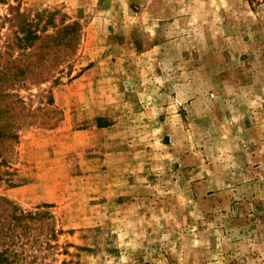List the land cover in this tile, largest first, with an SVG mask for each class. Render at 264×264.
Here are the masks:
<instances>
[{"label": "rangeland", "instance_id": "obj_1", "mask_svg": "<svg viewBox=\"0 0 264 264\" xmlns=\"http://www.w3.org/2000/svg\"><path fill=\"white\" fill-rule=\"evenodd\" d=\"M37 13L81 38L14 90L0 194L48 205L35 264H264V0H3L0 50Z\"/></svg>", "mask_w": 264, "mask_h": 264}, {"label": "trees", "instance_id": "obj_2", "mask_svg": "<svg viewBox=\"0 0 264 264\" xmlns=\"http://www.w3.org/2000/svg\"><path fill=\"white\" fill-rule=\"evenodd\" d=\"M42 15L37 13L35 22L24 21L0 50V168L9 162L19 142V130L28 123L25 101L14 90L28 82L57 81L55 75L63 72L59 67L66 62L71 67L69 61L80 42L77 22L63 24L46 35L53 22L49 16L40 26ZM41 208L48 205L29 211L0 194V264H35L39 253L55 247L52 215Z\"/></svg>", "mask_w": 264, "mask_h": 264}]
</instances>
